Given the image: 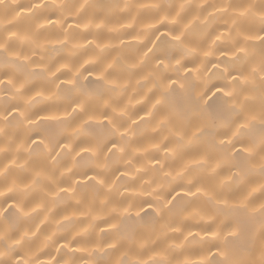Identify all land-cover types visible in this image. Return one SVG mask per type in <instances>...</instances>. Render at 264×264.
Returning a JSON list of instances; mask_svg holds the SVG:
<instances>
[{
	"label": "clouds",
	"instance_id": "obj_1",
	"mask_svg": "<svg viewBox=\"0 0 264 264\" xmlns=\"http://www.w3.org/2000/svg\"><path fill=\"white\" fill-rule=\"evenodd\" d=\"M0 264H264V0H0Z\"/></svg>",
	"mask_w": 264,
	"mask_h": 264
}]
</instances>
